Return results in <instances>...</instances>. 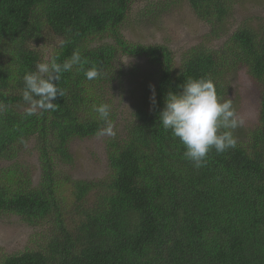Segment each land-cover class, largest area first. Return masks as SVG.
<instances>
[{"label":"trees","instance_id":"trees-1","mask_svg":"<svg viewBox=\"0 0 264 264\" xmlns=\"http://www.w3.org/2000/svg\"><path fill=\"white\" fill-rule=\"evenodd\" d=\"M185 1L212 26L230 12V0ZM132 2L0 0V219L33 229V246L0 249V264H264V28L239 27L221 46L192 48L176 65L167 47L124 37ZM74 50L82 64L61 74L55 110L25 103V73ZM122 58L146 61L156 102L152 90L129 91L136 100L129 119L104 136L105 175L77 179L71 144L105 126L94 106L109 104L113 125L125 84L138 79ZM93 66L101 75L88 80ZM239 71L258 95L255 123L237 128L236 147L212 150L197 169L158 120L164 97L205 77L235 107L229 78Z\"/></svg>","mask_w":264,"mask_h":264},{"label":"rangeland","instance_id":"rangeland-1","mask_svg":"<svg viewBox=\"0 0 264 264\" xmlns=\"http://www.w3.org/2000/svg\"><path fill=\"white\" fill-rule=\"evenodd\" d=\"M230 2L229 15L221 23L212 26L198 20L185 0H133L122 34L138 45L167 47L178 65L183 54L192 48H217L239 27L246 26L256 30L264 28V0ZM121 65L124 72L137 74L139 80L133 84H125L130 89L122 98L118 118L113 123L115 133L122 130L124 121L129 119L133 102H136L133 91L142 97L145 92H150V86L153 87L155 82V75L143 58H122ZM229 79L231 98L236 102L237 113L245 120L241 127L248 129L255 123L258 107L256 89L244 71L231 75ZM104 147V137L74 141L71 144L73 166L69 167V173L83 180L102 178L106 173ZM29 157L36 164L34 151L29 153ZM32 237L33 229L16 217L0 219V249L4 253L12 254L31 248Z\"/></svg>","mask_w":264,"mask_h":264},{"label":"clouds","instance_id":"clouds-1","mask_svg":"<svg viewBox=\"0 0 264 264\" xmlns=\"http://www.w3.org/2000/svg\"><path fill=\"white\" fill-rule=\"evenodd\" d=\"M81 64V55L75 50L62 63L56 59L51 63H36L35 70L26 72L23 77V100L32 105L33 109L39 106L43 110H55L53 101L58 95H64L58 87L61 74ZM84 75L88 80H95L101 73L93 66ZM150 88V101L155 104V90L152 86ZM178 88L179 91H169L164 97V107L158 120L163 129L170 130L172 136L178 138L184 146V158L199 169L206 165L212 150L222 154L236 147L234 131L243 126L245 120L237 113L231 99L222 101L218 97L215 84L210 78H188ZM94 111L105 125L96 131V137L114 136L110 105L101 103L94 106Z\"/></svg>","mask_w":264,"mask_h":264}]
</instances>
